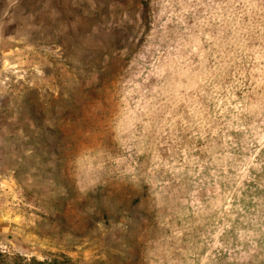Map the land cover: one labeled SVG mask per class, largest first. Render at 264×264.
I'll use <instances>...</instances> for the list:
<instances>
[{
	"label": "rangeland",
	"instance_id": "rangeland-1",
	"mask_svg": "<svg viewBox=\"0 0 264 264\" xmlns=\"http://www.w3.org/2000/svg\"><path fill=\"white\" fill-rule=\"evenodd\" d=\"M0 264H264V0H0Z\"/></svg>",
	"mask_w": 264,
	"mask_h": 264
}]
</instances>
